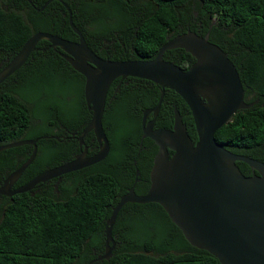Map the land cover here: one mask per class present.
Returning a JSON list of instances; mask_svg holds the SVG:
<instances>
[{
	"label": "trees",
	"instance_id": "16d2710c",
	"mask_svg": "<svg viewBox=\"0 0 264 264\" xmlns=\"http://www.w3.org/2000/svg\"><path fill=\"white\" fill-rule=\"evenodd\" d=\"M46 1L0 0L1 51L19 50L39 31L77 41L68 22L67 7L90 49L102 58L109 57V50L111 60L151 59L169 37L189 28L202 36L207 34L208 40L228 56L229 44L234 49L239 46L237 51L244 48L240 54L247 59L241 79L264 100V0H50L42 8ZM61 53L50 50L36 56L37 67L31 71L34 77L26 76L21 98L13 93L0 95V141L38 139L37 154L21 178H30L39 161L51 158L54 151L46 149L49 144H59L43 136H59L60 123L76 129L82 120L90 119L84 76ZM163 58L185 67V58L191 55L176 48L165 51ZM117 82L108 90L105 113ZM124 89L122 84L120 91ZM172 95L190 138L196 142L192 115L182 109L183 105L187 108L185 102L171 89L164 91L157 126L172 127ZM159 96L158 87L149 91L148 106L154 107ZM28 104H34V108L24 112L15 108ZM112 114L110 121L102 119L103 127H109L105 129L110 143L109 165L106 159L105 164L100 161L74 171L73 188L61 199L50 194L20 193L8 202L0 218V264H89L94 252H104L105 225L112 206L134 181L136 167L132 160L143 153L151 160L153 153L140 149L138 116L130 118L125 104ZM215 139L233 153L264 162V106L254 105L234 114L215 132ZM66 144L76 147L77 142L69 140ZM19 148L27 149L26 158L32 152L31 145ZM236 164L244 175L252 174L246 163ZM126 209L130 214L124 212ZM121 215L130 219L114 222L112 235L117 231L114 238L119 245L109 259L92 264H220L207 251L192 246L157 203L128 202L117 218Z\"/></svg>",
	"mask_w": 264,
	"mask_h": 264
},
{
	"label": "water",
	"instance_id": "95a60500",
	"mask_svg": "<svg viewBox=\"0 0 264 264\" xmlns=\"http://www.w3.org/2000/svg\"><path fill=\"white\" fill-rule=\"evenodd\" d=\"M67 10L77 41L49 32L33 33L0 74V83L27 59L38 41L47 40L51 46L58 47L66 61L85 79L84 97L90 119L79 138L92 130L99 150L89 157L43 171L15 192L103 160L110 150L102 121L110 86L116 79L120 84L128 77L150 80L160 87L159 100L152 111L159 110L165 89L175 91L191 112L197 141L188 135L177 110L171 129L146 128L143 137L152 139L158 146L150 187L143 195L130 188L112 206L105 225L104 253L89 264L112 256L114 246L110 244L115 243L112 228L126 202L159 204L192 246L207 251L220 264H264V162L233 153L215 139V132L231 121L237 110L252 105L243 103V87L228 53L206 36L187 29L168 38L151 59L102 58L90 49L83 33L73 24L68 7ZM176 48L195 59L187 70L163 58L165 51ZM45 137L48 136L42 138ZM37 140L23 139L0 146V150L33 146L30 156L8 175L6 182L13 183L34 160ZM236 161L246 163L256 173L244 175Z\"/></svg>",
	"mask_w": 264,
	"mask_h": 264
},
{
	"label": "flooded vegetation",
	"instance_id": "af4514ba",
	"mask_svg": "<svg viewBox=\"0 0 264 264\" xmlns=\"http://www.w3.org/2000/svg\"><path fill=\"white\" fill-rule=\"evenodd\" d=\"M193 13H194L193 15V20H194L196 17V12L193 11ZM196 23L198 26H201V22H196ZM180 33H183V32L181 31L177 34H180ZM205 36L207 37L208 35L206 34ZM104 43H107V42H104ZM238 47L239 46H237L236 48L237 50H238ZM107 48L108 46L105 45L104 49L107 50ZM236 49L232 48L229 44V60L234 65L238 73V76L240 78L242 87H243V103L244 104L252 103V105L249 106L248 108H241L237 110V112L245 110V109H249L253 107L254 105L264 106V100H260V98L256 96L253 91L249 90V86L245 85L244 81L241 79V75L245 71V60L247 58L243 54L242 55L240 54V52L244 53V48L241 47L240 51H237ZM19 50H16V51L14 50L1 51L0 50V74L4 72L7 69V67H9V65L12 63V61L16 57ZM50 50H53L54 52H59V53L62 52L58 50V47L51 46L49 42H42L41 40L38 41L35 45V48L31 51L27 59L18 68H16L14 71L8 74L3 79V81L0 83V95L13 93L18 98H21L23 95V92L25 93V87L23 86L25 80L28 79L27 77L29 78L34 77L35 72L32 73L31 71L32 69H35L37 67V64L35 63L36 56H38L41 52H47ZM106 55L109 57L111 56L109 50L106 52ZM194 62H195V59L192 56L191 58H185V61H184L185 67H181V68L183 70H187L190 67V65H192ZM27 72H29L30 74H27ZM120 82L121 83L119 84V79H118V82L116 83V85L113 87V90L111 91V95L109 97L108 106H107V113L105 112L103 113L104 114L103 118H105L107 122L110 121L113 117L112 113H115L118 107L120 109L124 108V104L127 106V111L129 113L130 118H134L138 116L139 124H140V131H141V140L139 143L140 149L144 148V150L151 151V152L153 151V153H152L151 160L146 158L145 153L139 155L138 160L136 159L132 160L133 166L136 167L135 177H134L132 186L128 187L127 189L129 191L130 188H133V191L136 194L143 195V194H146V192L148 191L150 187V172L152 168V162H153L155 155L158 152V146L155 144V142L148 137H143V133H145L146 128H148V126H152L154 129H158V128L168 129L167 127L157 126V118H158L159 110L156 112L152 111V109L156 105L154 107L148 106L149 99L147 98V95L149 94V91H154V87H158L159 89L160 87L157 84L151 82L150 80H146L142 78H135V77L130 78V79L125 78ZM122 84L125 85V89H124L125 92L123 93L120 91V87ZM169 100H170L169 104L173 108V121H174V111L177 110L179 112V110L177 109V99L174 95H172L169 98ZM18 107H20V109H22L24 112L26 111V109L32 110L34 108V104L16 105L15 108H18ZM182 109L190 112V110H188L189 109L188 106L186 108L183 105ZM181 118H182V115H181ZM88 121L85 122L82 120V122L78 125L76 129H69L67 126L60 123L59 136L45 137L48 139L54 138L55 140L59 141V144H52V145L49 144L46 147V149L53 148L50 151V152L54 151L51 154V158L46 161L45 160L39 161L35 165V169L37 170L36 173H34L28 179L21 178V175H20L19 178L16 179L13 183L10 184L9 181L6 182L8 175L11 172H13L15 169H17L27 159L26 158L27 149L19 148L23 146V145H19V146H14L8 149L0 150V169H2V172H0V218L8 202L12 200V198L16 196L17 194H20V193H29L30 195L50 194L53 196L54 199H61L62 197L65 196V194L68 191H70L73 188L74 180H75L74 179L75 175L73 174L74 171L63 174L59 177L48 179L44 182H40L26 191L15 192L18 188L27 184L32 178H34L35 176H37L38 174H40L41 172L45 170L59 166L67 161H70L76 158L89 157L95 154L96 152H98L99 142L95 138L94 132L92 130L85 133L81 139L79 138V136L81 135L83 131V128L85 127ZM172 126H173V123H172ZM104 128L106 130L109 129L107 125H105ZM69 140L77 142L76 147H71L67 145L66 143H68ZM144 140L146 144L148 145L143 146ZM4 144H7V143H2L0 141V146ZM26 145H30V144H26ZM31 147L33 149L32 145ZM108 155L109 153L103 160H101V162H103L104 160L106 161ZM105 161L103 164H105ZM107 162H108L107 165H109L110 164L109 159H107ZM53 164L55 165L52 166ZM138 166L141 169V171L138 168ZM113 167H114L113 168L114 171L117 173V176H120L121 173L118 172L116 168V164H113ZM251 172L256 173V171H252V170ZM121 196H119V198ZM130 203H133V202H130ZM124 212L127 215L130 214L129 209H126ZM117 216H116V219H127V218L130 219V217L129 216L127 217L126 215H121L119 216V218H117ZM116 234H117V231L116 233H114L113 237H116L117 236ZM114 241H115L114 244H110V246L111 245L114 246L113 249L116 248V245L117 246L119 245V241L115 240V238H114ZM94 254H95L94 258L101 256L100 253L97 254L96 252H94Z\"/></svg>",
	"mask_w": 264,
	"mask_h": 264
}]
</instances>
